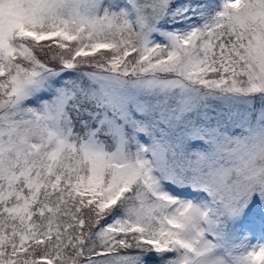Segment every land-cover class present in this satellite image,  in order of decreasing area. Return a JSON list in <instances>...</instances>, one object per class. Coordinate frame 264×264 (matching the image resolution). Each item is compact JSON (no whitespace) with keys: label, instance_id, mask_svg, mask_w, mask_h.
<instances>
[{"label":"snow or ice","instance_id":"obj_1","mask_svg":"<svg viewBox=\"0 0 264 264\" xmlns=\"http://www.w3.org/2000/svg\"><path fill=\"white\" fill-rule=\"evenodd\" d=\"M0 264H264V0H0Z\"/></svg>","mask_w":264,"mask_h":264}]
</instances>
